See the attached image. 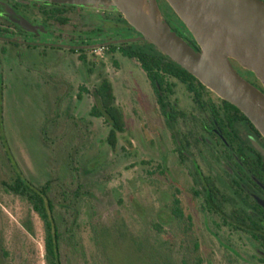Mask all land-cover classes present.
Returning a JSON list of instances; mask_svg holds the SVG:
<instances>
[{"label":"rangeland","instance_id":"1","mask_svg":"<svg viewBox=\"0 0 264 264\" xmlns=\"http://www.w3.org/2000/svg\"><path fill=\"white\" fill-rule=\"evenodd\" d=\"M3 49L0 264H46L40 219L2 186L14 165L34 187H48L62 236L61 264H264L255 242L205 211L193 164L178 157L136 61L117 50H46L43 56L40 49ZM238 71L253 83L248 72ZM101 77L110 81L123 115L114 150L106 143L109 125L90 116ZM169 82L167 102L185 114L176 127L180 141L187 137L201 175L230 197L216 155L194 141L203 135L191 96L176 80ZM174 196L180 223L169 220Z\"/></svg>","mask_w":264,"mask_h":264},{"label":"water","instance_id":"2","mask_svg":"<svg viewBox=\"0 0 264 264\" xmlns=\"http://www.w3.org/2000/svg\"><path fill=\"white\" fill-rule=\"evenodd\" d=\"M164 1L188 31L197 50L171 30L156 0H103L101 4L118 11L140 36L117 43H149L220 100L236 108L264 139V2ZM232 61L250 73L262 90L243 79Z\"/></svg>","mask_w":264,"mask_h":264},{"label":"flooded vegetation","instance_id":"3","mask_svg":"<svg viewBox=\"0 0 264 264\" xmlns=\"http://www.w3.org/2000/svg\"><path fill=\"white\" fill-rule=\"evenodd\" d=\"M73 1L74 0H0V43L2 44L0 51L3 53V48L15 50L24 49L28 51L40 49V55L44 56L46 50L85 52L93 50L92 48L96 46L105 49L110 46L120 45L121 43H117L119 41L137 40L140 38V36L127 25L118 11L113 7L101 4L103 0H80L81 3H72ZM156 1L162 15L171 27V30L178 37L183 38L193 48H196V46L190 42L188 32L183 29L167 10H165L166 12L163 11L166 7L163 0ZM261 1L264 2V0ZM138 42L143 41L128 43ZM232 65L235 71L240 75V71L238 70L241 68L238 65ZM241 71L244 72L245 70L241 69ZM246 75L249 77L248 74ZM240 76L246 80L242 74ZM251 85L261 90L260 85L257 84L254 79ZM209 97L212 103L216 106L219 105V101L217 100L219 98L217 96L212 93ZM191 102L198 113L196 120L203 135L198 138L196 137L194 141L196 142L198 140L208 146L209 150L216 155L214 157V163L223 169L227 177L225 186L230 190L231 196L227 197L228 203H224V212L226 214H231L232 208L237 209L240 207L245 211L247 216H253L252 209L244 207L243 203L237 199L233 193L234 187L238 183L241 195L246 203L251 207L255 204L264 211V206L262 205L264 204V185L258 179V169L256 171H249L246 168V159L231 152L233 149L227 142V139L223 137L221 129H215L214 127H207L204 125L203 120L209 122L207 115L205 112L200 111L193 102L192 97ZM174 107V105L171 107V111L183 114V116L177 117L176 121L178 123V120L184 117L185 114L175 111ZM236 127L243 141H248L253 150L264 158V142H262L260 138L256 139L254 137L255 134L247 123H238ZM181 140L182 141L178 138L175 142L176 148L178 147V151L176 149L178 157L182 160H191L197 178H200L203 181L202 183H204L206 179L207 182L213 184V187L221 192V189L216 184V180L205 178L199 172V168L192 159L193 156L190 151L192 146L187 137L182 136ZM251 154L252 157H256L255 159H257L258 163L260 161L258 160L259 158H257L254 153ZM250 162L253 163V160ZM198 183L197 179V184ZM198 186L200 192H203L202 187L199 184ZM227 207H231L230 211H227ZM256 220L261 225L258 232L264 237V216H259ZM243 230L245 232L242 233L246 234V236L253 241L246 232L247 228H243ZM259 248L261 247L259 246ZM261 249L264 251L263 248Z\"/></svg>","mask_w":264,"mask_h":264},{"label":"trees","instance_id":"4","mask_svg":"<svg viewBox=\"0 0 264 264\" xmlns=\"http://www.w3.org/2000/svg\"><path fill=\"white\" fill-rule=\"evenodd\" d=\"M163 2L172 13L169 12V14L183 27V29H185L168 4L164 0ZM189 38L190 42L195 45L190 34ZM195 49L197 50V47ZM104 50L107 52L117 50L123 58L134 60L139 64L147 81L153 89L155 101L164 117L166 127L170 130L171 139L174 142L179 138L176 132V120L178 116H183V114L171 111L170 104L167 102L168 95L172 93V84L169 82L170 79L176 80L183 85L186 92L192 97L193 102L200 111L205 112L209 122L203 120L204 125L207 127H214L215 129H221L223 137L227 139V142L233 149L231 152L246 159V168L249 171H256L258 169V179L264 185V158L253 150L248 141H243L236 129L237 124L246 122L254 132V137L256 139L260 138L262 142H264V139L261 138L259 133L236 108L219 99H217L219 105L216 106L212 103L209 97V95H212L211 92L203 87L194 77L171 62L166 56L162 55L147 42L120 44L107 47ZM70 52L75 53L74 51ZM79 53H84V51H79ZM79 59L84 61L86 60V57L81 55ZM232 64L237 65L233 61ZM252 78L257 84H259L253 76ZM92 95L95 103L90 110V116L96 119H103L109 125L110 129L106 137V143L112 150H114L117 143V134L124 131V121L122 112L115 105V96L110 81L105 77H101L98 85L94 88ZM176 149L178 151V147ZM251 153H254L261 163H257V159H255L256 157H252ZM251 160H253V163L250 162ZM12 170L13 177L10 181L3 182L2 186L6 192L25 200L31 207L32 211L40 219L44 232V258L46 264H61L60 244L62 236L59 226L56 223L53 202L48 196L47 185L40 188L34 187L22 176L15 165L12 166ZM198 182L203 190L200 194L203 199V207L205 211L219 216L224 224L230 226L232 230L236 232H245L243 228H247L246 232L250 235L253 241L264 249V237L258 232L261 225L256 220L257 217L264 216V211L255 204L251 207L246 203L241 195L239 183L234 187L233 193L235 197L243 203L244 207L252 209L253 216H247L245 211L240 207L237 209L232 208V213L226 214L223 208L224 203H228L227 197L217 188L213 187V184L207 182L206 179L205 182L202 183L203 181L198 178ZM75 195H77V193ZM169 213L170 222L180 223L182 221L183 213L180 208V202L176 196H174L171 201ZM183 264L187 263L184 261Z\"/></svg>","mask_w":264,"mask_h":264},{"label":"built area","instance_id":"5","mask_svg":"<svg viewBox=\"0 0 264 264\" xmlns=\"http://www.w3.org/2000/svg\"><path fill=\"white\" fill-rule=\"evenodd\" d=\"M99 50H104V48H99Z\"/></svg>","mask_w":264,"mask_h":264}]
</instances>
